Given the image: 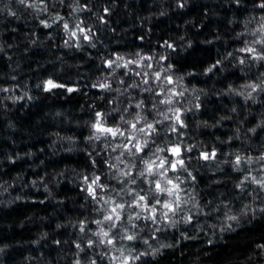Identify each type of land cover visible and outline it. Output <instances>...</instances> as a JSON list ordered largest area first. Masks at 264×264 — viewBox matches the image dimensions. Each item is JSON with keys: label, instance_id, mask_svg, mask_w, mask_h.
<instances>
[{"label": "trees", "instance_id": "16d2710c", "mask_svg": "<svg viewBox=\"0 0 264 264\" xmlns=\"http://www.w3.org/2000/svg\"><path fill=\"white\" fill-rule=\"evenodd\" d=\"M260 3L0 0V264H264V189L244 181L264 178V60L241 51H264ZM97 113L124 135L96 132ZM174 146L180 157L158 151ZM165 157L184 168L139 176ZM166 179L181 188L175 215L129 207L136 194L155 203Z\"/></svg>", "mask_w": 264, "mask_h": 264}, {"label": "snow or ice", "instance_id": "6c2138e0", "mask_svg": "<svg viewBox=\"0 0 264 264\" xmlns=\"http://www.w3.org/2000/svg\"><path fill=\"white\" fill-rule=\"evenodd\" d=\"M18 2L20 4H24L25 0H18ZM28 6L31 7L32 5H28ZM258 7L261 8V9H264V3H260L258 5ZM0 11H3V9H0ZM12 15H14V13H12ZM64 27H65V29H67L68 25L65 24ZM261 29H264V25L261 26ZM261 29H258L257 31H261ZM253 35H255V33H253ZM255 43L259 44L261 46H264V37H262L261 39H257L255 41ZM241 51L247 52V53H252L253 55H252L251 58L253 60H264V51H262L260 53H257V50H256L255 47H247V48L241 49ZM243 62L244 61L241 60V63H243ZM109 66H111V64H109ZM209 71H211V69H209ZM157 78H159V73H157ZM166 80L168 81V83H172L171 77H166ZM144 83H148V81L145 80ZM46 85H47L46 88H45L46 91H51L52 89H55V88H58V87H64L63 85L57 84V83L53 82L52 80H48L46 82ZM101 87H107V85H101ZM250 87H252L254 91L257 88L256 85H252ZM67 90L69 92H71V91H74L75 89L68 88ZM173 95H176V93H173ZM179 95H183V93H179ZM160 103L171 104V103H173V101L171 99H168V100H162V101H160ZM139 106L140 105H136V107H139ZM176 112L179 113L180 110L176 109ZM96 115H97L98 119H97L96 123H94L93 126H92L95 129L96 132H100V133H104V134H111L113 137H115L117 134L124 135V133L121 132L119 128L113 129V128H110V127L101 126L100 118L102 117V114L101 113H97ZM165 119H168V117L165 116ZM175 119H176V122L180 125L181 128L185 126L183 124V121H181L179 114L176 115ZM126 123H130V122L126 121ZM137 123H139V120L137 121ZM137 123H130V127L132 129H134L138 133L145 132V127L137 128ZM146 128L148 130H150L149 133H148L149 135L152 132L156 131L155 126L153 124H151V123H148L146 125ZM176 130L177 129L175 127H173V131H176ZM96 139H99V136H97ZM128 139H129V143H131V141L135 140L136 137L135 136H130ZM146 146H147V141H145L144 145L134 144V145H132V148H128L127 145H125L124 147L126 148V150L129 153H131L132 155H135L136 153L142 152L144 150V147H146ZM133 148L135 149L134 152L132 150ZM158 151H160V152L169 151L171 153V155H173V156H176V157H180L181 156V149H180L179 146H174L171 149L159 148ZM121 155H123V153H121ZM215 156H216V153L214 151L211 152V153H207V152L201 153V158L204 159V160L214 159ZM260 159L264 160V157H261ZM144 163H145V171L139 172V176L140 177H143L145 175V172L147 173L148 176H154V175L158 174L161 177H165L166 173L168 171V168L165 167L166 164L171 168V170L173 172L178 170L177 169V165H179L180 168H184V160L183 159H179V160H177L175 162H172V161L168 160L167 157H165L163 159H160V163L158 165L155 164V161H145ZM235 163H236L237 166H239L242 163L241 158L239 156L236 157ZM245 163H247V161ZM154 167H155L156 171H154ZM122 175H127V173H122ZM189 175H191V174L189 173ZM177 179H179V178L177 177ZM193 179H194V177H193ZM249 179L251 180L252 183L257 184L260 189H264V178H261V179L258 180L254 176L251 177V178L246 176L244 178V181H247ZM98 180H99V177H97L96 179L92 180L91 184H97ZM244 181H241V183L238 184L237 187L238 188L241 187L243 185ZM132 183H135V180H133ZM165 183H166V185H171V187L162 186L161 182L159 180L154 181L155 188L152 190L153 191L152 200H154L155 203H151L148 200L146 195L136 194V197L134 198L135 199V203L133 205H129V207H141V206H143V209L150 213V216L149 217H145V219L151 218L154 223L156 222V212H157L156 205H160V207L162 209H167V211L161 212V215L163 217H167L169 212H171L173 215H175L177 213V211L180 210V208H181L182 201H181V198H180V195H179V193L181 191V188H180L179 183H174V181L172 179H166ZM97 186H99V185H97ZM89 195H92L93 198L95 199V193L93 191H90ZM161 196L174 197V199L173 200H164V201H162L160 199ZM105 202L107 203V201H105ZM124 207L125 206L123 204L116 205V207L112 208V210H111L112 214H110L108 216H105L104 220L105 221H113V217L114 216H115L116 220H119L120 219V215L117 212V208L123 209ZM260 211L264 212V208H261ZM139 218H140V216H139V214H137L135 219H139ZM130 219H132V218L130 217ZM227 219L228 220H237V217L236 216H227ZM188 220L190 222L191 221V217H189ZM96 223L99 225V224L102 223V221L97 220ZM115 226H116L115 224L112 225V227H115ZM229 227H230V225H229ZM83 230L84 229L81 228V231H83ZM95 235H97V236H101L102 235L103 237L107 238V237H109V232L101 230V232L95 233ZM120 238L121 239H127L128 241H133V240L136 239V237L134 235H126V236H123V237H120ZM104 242H105L104 240L100 241V243H104ZM107 244L114 245V240L113 239H107ZM76 247L80 248V245H76ZM89 247H92V242H89ZM117 251H120L121 255H123V251L121 249H117ZM139 258H140L139 256L132 257V259H139ZM112 259H117V257L114 256V257H112ZM129 259H130V257H124V259L121 261V264H129ZM77 264H79V261H77ZM91 264H96L95 260H93L91 262Z\"/></svg>", "mask_w": 264, "mask_h": 264}]
</instances>
